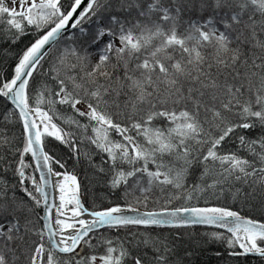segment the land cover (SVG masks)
<instances>
[{"label":"snow or ice","instance_id":"6c2138e0","mask_svg":"<svg viewBox=\"0 0 264 264\" xmlns=\"http://www.w3.org/2000/svg\"><path fill=\"white\" fill-rule=\"evenodd\" d=\"M0 41V264H184L190 225L224 230L223 264L264 260V222L185 206H264V0H0ZM50 139L124 203L86 207Z\"/></svg>","mask_w":264,"mask_h":264},{"label":"trees","instance_id":"16d2710c","mask_svg":"<svg viewBox=\"0 0 264 264\" xmlns=\"http://www.w3.org/2000/svg\"><path fill=\"white\" fill-rule=\"evenodd\" d=\"M32 39L31 35H27L21 39V41L16 45V48L12 49L13 52L18 51L20 48H22L28 41ZM8 48V44L3 43L0 41V51H3L4 49ZM3 57H0V60H3ZM95 57H93V60ZM11 62L10 60L6 61V63ZM47 67V65H45ZM71 115V112L68 113ZM81 122L85 123L81 118ZM19 126L17 125L16 128L13 129V131H18ZM259 130L256 132H238L237 135L243 134L248 136L249 138H254L258 134ZM90 134V130L89 133ZM50 141V140H49ZM82 149H87V145H82ZM49 148L57 155L60 156V153L63 155L64 159H68V171L74 172L80 182L81 185V194H82V200L86 207L91 208L93 206V203L98 208H106L113 206L115 204H123L124 201L122 200V196L118 193L117 190H111L106 184H105V178L99 175H96L92 168L88 167L86 163L82 160L80 164H78L75 168H73V161L69 159L68 157V150L67 148L59 145L54 144V142H49ZM237 148V144L235 142H226L223 146L224 151L232 150L235 151ZM55 149V150H54ZM239 155L245 156L247 155L246 152L240 151ZM250 158V157H249ZM94 160L96 163H99L100 157L95 156ZM28 162H31V158L28 157ZM200 169H193L192 174L190 175L187 183L189 186L193 185L194 183L198 182ZM9 174V179H10ZM210 182V181H209ZM236 187H239L237 184ZM235 189L233 188L231 191L228 190L227 186H225V191L223 193H219L218 195L209 196L204 193H200L199 195L201 198L197 200L195 198V195L193 197V200L189 202L185 206H205L206 202L209 205H217L221 207H231L233 210L240 211V214L242 216L252 218L261 222H264V206H261V204L258 201H254L250 205L243 204L240 200H237L233 197L232 192H234ZM184 202L181 201V204ZM179 206V205H178ZM152 207L159 208L160 205H150L148 209H145L143 206H141L142 210H151ZM182 229V228H181ZM181 229H174L173 235L169 236L170 240H173L174 242L179 245V249L177 251V255L181 256L185 252V250L192 251L193 255L190 259L185 260L184 264H223L221 260H218L215 258V252L216 251H222L223 245L216 243V242H209L205 239V235L202 236V232H220L215 229L210 228H200V227H194V226H188L185 227V229H189V233L192 234L189 235L187 238L183 237L181 234ZM157 230V229H156ZM168 229H164L162 234L167 235ZM202 231V232H200ZM204 233V234H205ZM115 234V233H114ZM119 235L123 236L124 232H119ZM207 235V234H206ZM85 255L88 254V250H85ZM264 264V260H260L259 258H254L252 256H249L246 261L243 262H233V264Z\"/></svg>","mask_w":264,"mask_h":264},{"label":"rangeland","instance_id":"374dc122","mask_svg":"<svg viewBox=\"0 0 264 264\" xmlns=\"http://www.w3.org/2000/svg\"><path fill=\"white\" fill-rule=\"evenodd\" d=\"M9 6L11 7L12 5H11V3L9 2ZM95 59H96V57H95ZM94 59V60H95ZM79 107H81L82 109L84 108V105L82 104V105H80ZM50 141L52 142V140L50 139ZM49 141V142H50ZM55 150V149H54ZM58 157H63V155L60 153V156H58ZM29 172H31L32 171V169H29L28 170ZM37 175V174H36ZM37 178H38V175H37ZM111 189V188H110ZM112 190V189H111ZM118 191V193L121 195V197L124 195V190L123 189H120V190H117ZM81 199H82V194H81ZM83 201V200H82ZM141 211H145V210H142V209H140ZM245 217V216H244ZM191 227L192 226H194V227H200V228H210V229H215V230H217V231H220V232H222L223 230H220V229H217V228H212V227H207V226H202V225H190ZM188 227V226H187ZM152 231L153 232H155V231H157L156 229H152ZM190 231H189V229H185V228H182L181 229V234H182V236L183 237H185V238H187L189 235H191L192 236V234H190L189 233ZM200 232H202V231H200ZM203 234H202V236L203 235H205V239L207 240V241H209V234H210V232H207V233H205V232H202ZM205 233V234H204ZM207 234V235H206ZM115 235V234H114ZM95 242V241H94ZM100 251H103L102 249L100 250ZM97 264H98V262H97Z\"/></svg>","mask_w":264,"mask_h":264},{"label":"water","instance_id":"95a60500","mask_svg":"<svg viewBox=\"0 0 264 264\" xmlns=\"http://www.w3.org/2000/svg\"><path fill=\"white\" fill-rule=\"evenodd\" d=\"M38 175V174H37ZM54 192V191H53ZM202 226H207V227H212V228H217V229H220L218 228L217 226H214V225H202ZM220 230H223V229H220ZM224 231V230H223Z\"/></svg>","mask_w":264,"mask_h":264},{"label":"bare ground","instance_id":"6f19581e","mask_svg":"<svg viewBox=\"0 0 264 264\" xmlns=\"http://www.w3.org/2000/svg\"><path fill=\"white\" fill-rule=\"evenodd\" d=\"M79 180V179H78ZM53 196L56 197V202L58 203V193H56L55 191L53 192ZM158 205V204H157Z\"/></svg>","mask_w":264,"mask_h":264}]
</instances>
